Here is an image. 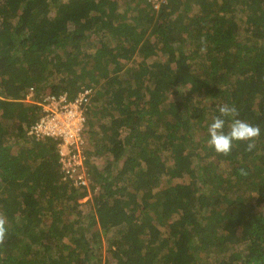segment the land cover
I'll return each mask as SVG.
<instances>
[{"label":"trees","instance_id":"16d2710c","mask_svg":"<svg viewBox=\"0 0 264 264\" xmlns=\"http://www.w3.org/2000/svg\"><path fill=\"white\" fill-rule=\"evenodd\" d=\"M82 84L86 186L27 132ZM0 213V264H264V0H0Z\"/></svg>","mask_w":264,"mask_h":264},{"label":"built area","instance_id":"2783aa9c","mask_svg":"<svg viewBox=\"0 0 264 264\" xmlns=\"http://www.w3.org/2000/svg\"><path fill=\"white\" fill-rule=\"evenodd\" d=\"M153 8H158L166 0H147ZM92 95L90 85H82L72 96L67 91L46 92L37 101L42 113L28 127L27 132L35 137L56 139L58 163L61 178L74 185H87L88 174L84 165L83 147L85 139L82 129L85 121L84 109ZM33 96V87L25 95L27 100Z\"/></svg>","mask_w":264,"mask_h":264},{"label":"clouds","instance_id":"9594fccd","mask_svg":"<svg viewBox=\"0 0 264 264\" xmlns=\"http://www.w3.org/2000/svg\"><path fill=\"white\" fill-rule=\"evenodd\" d=\"M219 116L213 117L207 131L209 135L208 144L214 150L223 155L230 153L234 141H247V150L251 151L255 147V140L260 135V129L256 125H251L247 121L238 118V110L235 106L222 104L218 107ZM224 117H232L225 132ZM7 218L0 213V244L4 243L7 235Z\"/></svg>","mask_w":264,"mask_h":264},{"label":"rangeland","instance_id":"374dc122","mask_svg":"<svg viewBox=\"0 0 264 264\" xmlns=\"http://www.w3.org/2000/svg\"><path fill=\"white\" fill-rule=\"evenodd\" d=\"M125 63V62H124ZM120 64L122 65L123 64V62H120ZM126 64V63H125ZM127 65H130V63H127ZM83 85V84H82ZM27 100V99H26ZM30 100V99H29ZM29 100H27V101H29ZM86 197H87V195L86 196H83V197H81L79 200L80 201H84L85 199H86ZM104 237V236H103ZM105 238V237H104Z\"/></svg>","mask_w":264,"mask_h":264}]
</instances>
